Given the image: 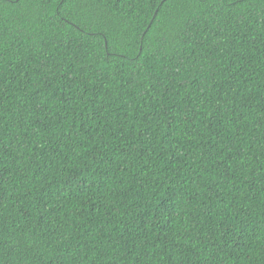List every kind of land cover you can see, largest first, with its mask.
Wrapping results in <instances>:
<instances>
[{
	"label": "trees",
	"instance_id": "1",
	"mask_svg": "<svg viewBox=\"0 0 264 264\" xmlns=\"http://www.w3.org/2000/svg\"><path fill=\"white\" fill-rule=\"evenodd\" d=\"M0 264H264V0H0Z\"/></svg>",
	"mask_w": 264,
	"mask_h": 264
}]
</instances>
